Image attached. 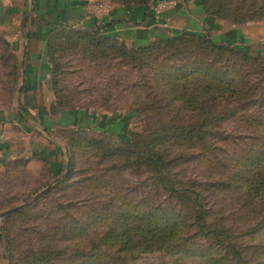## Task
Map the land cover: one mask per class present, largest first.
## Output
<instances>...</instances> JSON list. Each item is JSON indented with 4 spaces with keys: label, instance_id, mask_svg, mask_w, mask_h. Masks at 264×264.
<instances>
[{
    "label": "rangeland",
    "instance_id": "374dc122",
    "mask_svg": "<svg viewBox=\"0 0 264 264\" xmlns=\"http://www.w3.org/2000/svg\"><path fill=\"white\" fill-rule=\"evenodd\" d=\"M210 9L264 43V0ZM11 15L0 20V218L19 210L0 219V264H264V56L191 40L115 49L70 28L49 44L55 83L34 100L99 121L50 123L47 108L22 104L14 36L34 17L7 27ZM198 69L209 71L186 78ZM216 75L237 90L218 81L208 93Z\"/></svg>",
    "mask_w": 264,
    "mask_h": 264
},
{
    "label": "crops",
    "instance_id": "0c3cea01",
    "mask_svg": "<svg viewBox=\"0 0 264 264\" xmlns=\"http://www.w3.org/2000/svg\"><path fill=\"white\" fill-rule=\"evenodd\" d=\"M88 1L0 0V20L6 19L7 13H13V20L6 21L9 22L7 27L16 22V17L26 12L30 17H34V22L29 26L31 34L27 38L14 36V40L17 46L20 45L24 49L23 58L26 60L23 68L25 94L22 104L32 114L35 111L31 109L47 108L45 113L43 111L40 114L45 122H61L65 119L67 124H79L88 120L89 124L93 125L99 121L93 116L84 118L81 112L61 119L53 97L50 102L48 97L44 102L41 96L38 97V103L34 100V94L50 93L53 86L52 65L48 57L49 44L56 33L67 32L70 28L84 34L101 32L102 37L124 42L129 46H149L181 34L199 37L210 35L214 41L233 46L246 54L264 56V43L259 49L256 48L262 41L251 38L243 27H229L206 15L203 0H178V7L165 13L162 22H158L153 15L152 5L117 6L113 23L102 22L87 13L85 5ZM165 24H168V27Z\"/></svg>",
    "mask_w": 264,
    "mask_h": 264
},
{
    "label": "trees",
    "instance_id": "16d2710c",
    "mask_svg": "<svg viewBox=\"0 0 264 264\" xmlns=\"http://www.w3.org/2000/svg\"><path fill=\"white\" fill-rule=\"evenodd\" d=\"M114 4H116L117 6H127V7H130V6H149V5H152L153 2H155L156 0H150V1H147V2H131V3H120V2H116V1H113L111 0ZM210 1L211 0H203V7H204V12L206 13V15H208L209 17H212L214 19H220L221 18V15H219V13L217 11H212L210 9ZM73 31V30H72ZM76 34V35H75ZM84 35V38H92L93 40H100V41H103V42H106V43H111L113 45V48H117L119 47V44H120V47H123L124 49L127 50V48H131L132 50H148L150 48H154V46H162L163 44H169V45H173V44H176L178 42H182V43H186L188 40H191L192 42H197L198 45L200 46H203V47H207L209 49H211L212 52L216 53V52H219V53H222V52H227V53H230L231 55L233 56H237L241 59H243V61H245L246 63L247 62H254L253 64H258L259 63V60L262 59L258 56H251L249 54H246L240 50H238L237 48L233 47V46H229V45H225L223 43H218L216 41H214L210 35H208L207 37H199V36H195V35H190V34H181V35H178L174 38H170V39H166V40H162V41H159V42H156V43H153L149 46H143L144 48H141L139 46H136V45H127L126 43L124 42H121L120 41H117V40H111L107 37H102L101 36V32H96V33H93V34H84V33H79V32H73V36H77L79 38H82ZM101 37V38H100ZM69 39H72L71 37ZM56 40V39H55ZM54 40V41H55ZM52 41V42H54ZM226 47V48H225ZM250 64V63H248ZM204 70H207L209 71L208 69H198L197 72H191V73H187L186 74V78L188 76H191L192 74H197V73H201L202 71ZM53 71V70H52ZM204 73V72H202ZM54 72H53V86H54ZM198 75V74H197ZM204 76H206L207 78L210 76V73L207 72L206 75L203 74ZM212 77V76H210ZM209 77V78H210ZM212 81V90L210 89L208 91V93H211L213 94V90L215 92H217V89L219 88L218 87V81L220 82V85L221 87L219 88L220 92L223 94H226V93H233V90H237L236 87H229V86H226L223 79H221V77L219 75H216V78L214 77V79L211 80ZM211 86V85H210ZM209 89V88H208ZM240 90H242V88H240ZM249 91V89H248ZM234 93H237V91H234ZM223 94V95H224ZM216 98V97H215ZM199 132H193V135H198ZM142 228H144L143 225H141ZM141 231V230H140ZM131 232H132V229H131ZM131 234V233H130ZM129 234V235H130ZM126 240H129V236L126 238Z\"/></svg>",
    "mask_w": 264,
    "mask_h": 264
},
{
    "label": "built area",
    "instance_id": "2783aa9c",
    "mask_svg": "<svg viewBox=\"0 0 264 264\" xmlns=\"http://www.w3.org/2000/svg\"><path fill=\"white\" fill-rule=\"evenodd\" d=\"M178 5V0H156L152 3L153 15L158 22H162L163 15L173 9H176ZM116 7L117 5L114 4L111 0H89L85 5V10L87 13L95 16L96 19H99L102 22L113 23V21L115 20L114 13ZM132 26L133 25H130V27ZM165 26L168 27V24H165Z\"/></svg>",
    "mask_w": 264,
    "mask_h": 264
},
{
    "label": "water",
    "instance_id": "95a60500",
    "mask_svg": "<svg viewBox=\"0 0 264 264\" xmlns=\"http://www.w3.org/2000/svg\"><path fill=\"white\" fill-rule=\"evenodd\" d=\"M18 210H19V208H18V209H15V210H13V211H11V212L5 214V215H3V216L0 218L1 221H3L6 217L10 216L11 214L16 213Z\"/></svg>",
    "mask_w": 264,
    "mask_h": 264
}]
</instances>
